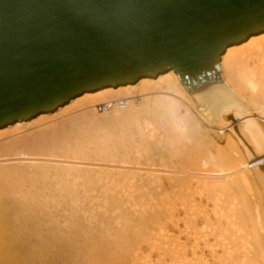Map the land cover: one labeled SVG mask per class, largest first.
Listing matches in <instances>:
<instances>
[{
	"label": "bare ground",
	"instance_id": "6f19581e",
	"mask_svg": "<svg viewBox=\"0 0 264 264\" xmlns=\"http://www.w3.org/2000/svg\"><path fill=\"white\" fill-rule=\"evenodd\" d=\"M219 75L225 85L194 96L170 71L0 129V264H100L131 235L130 249H164L180 209L187 236L199 215L214 226L205 200L234 237L264 249V198L252 193L264 188V33L228 48ZM244 247L236 264H260Z\"/></svg>",
	"mask_w": 264,
	"mask_h": 264
},
{
	"label": "water",
	"instance_id": "95a60500",
	"mask_svg": "<svg viewBox=\"0 0 264 264\" xmlns=\"http://www.w3.org/2000/svg\"><path fill=\"white\" fill-rule=\"evenodd\" d=\"M264 33V0H0V129L174 71L194 95Z\"/></svg>",
	"mask_w": 264,
	"mask_h": 264
},
{
	"label": "rangeland",
	"instance_id": "374dc122",
	"mask_svg": "<svg viewBox=\"0 0 264 264\" xmlns=\"http://www.w3.org/2000/svg\"><path fill=\"white\" fill-rule=\"evenodd\" d=\"M218 128V127H217ZM218 132L220 133V130H218ZM227 131L224 133L225 134V136L224 135H222L221 134V141H222V147L224 148V150L226 149V136H227ZM225 141V142H224ZM264 162V161H263ZM244 170H245V172H247L246 170H247V168H245L244 167ZM259 183V182H258ZM258 187V186H257ZM252 193H254V196H255V194H256V197H258V196H261L262 194V196L261 197H263L264 198V188H262V187H259V190H254ZM197 198H198V196H197ZM240 198H241V196H240ZM239 198V199H240ZM252 199V198H251ZM254 199H256V198H254ZM198 201H200V199L198 198ZM241 202H242V200H241ZM208 203H210L209 205H208ZM261 203H263V208H264V200L261 202ZM260 203V204H261ZM202 204H205V205H203V206H208V211H210L209 213H211L210 215L211 216H209L210 218V220H211V225H212V222H215V223H213L214 224V226H210L211 228H213V231H211L212 229H209L210 227L209 226H207V225H203L205 222H204V220H203V217L201 216V215H199V217H198V223H197V226H198V228L196 227V229H198L201 233H203V235L201 234V233H199V231H197V233H195V231L194 232H192V235L189 237V235L187 236V232H185V231H187L186 230V226H185V222H184V220H186V213H185V211H184V209H180V211H178L177 213H176V215H174L175 217H174V222H170V225H168L167 227H169L168 228V230H169V235L172 237V239L170 238V240H172L174 243H169V244H167L165 247H164V249H158V248H154L153 246H151V244L150 243H152L151 241H149L148 243H142L141 245H137L138 243H135L134 242V246L132 247L133 249H130L131 248V241H132V235H131V237L129 238V244H128V246H124L123 248H119V250H117V251H113V252H111L110 254L112 255V257H108V258H106V259H102V262L100 263V264H103V263H106V264H236V263H240L241 261H243V262H245L243 259H245V256H243L244 255V251H243V249H245V247L244 246H250L251 245V247L252 246H255V249H254V251H256V250H258V251H256V254L257 253H259V254H257V255H259L258 256V258L260 257V259H258V260H260V264L262 263V264H264L263 262H264V256H262L264 253H262L261 251L262 250H264V249H259V248H257V242L255 243L254 241V243H250V245H248V244H246V243H244V241H242L241 240V237L242 236H240L239 238H236V237H234V236H236V234H233V233H235V229H237L236 227H233V226H231V224H230V221L229 220H226L225 221V219L227 218H225L224 220H223V217L222 218H218V216L216 217V215L217 214H215V211L213 210V205H212V203L211 202H207V200H205V202L203 201V203ZM207 204V205H206ZM242 204H243V202H242ZM244 206V205H243ZM210 209V210H209ZM214 212V213H213ZM199 213V212H198ZM200 214V213H199ZM228 215V212L226 213V215L225 216H227ZM184 216V217H183ZM164 216H162V218H163ZM177 217H183V218H180V220H178L179 218H177ZM175 220H177V221H175ZM182 220V221H181ZM220 221V222H219ZM229 221V222H228ZM176 222V223H175ZM180 222V223H179ZM245 222L243 221V224L242 225H244L245 227H246V225L244 224ZM176 224H179V225H177L176 226ZM200 224V225H199ZM239 225L241 226V220H240V222H239ZM155 225H153V224H151V225H149V228H150V230H148V232L149 231H151V230H153V228L154 229H156L157 231H158V229L157 228H155L154 227ZM203 226V227H202ZM218 226V227H217ZM244 226H242L239 230L240 231H242V233L241 234H243V232H245V234H246V230H247V232L249 231V229H250V227H252V224L249 226V224H248V227L246 228V230H243L245 227ZM217 227V228H216ZM223 227V228H222ZM229 227V228H228ZM244 227V228H243ZM226 228H227V230H226ZM235 228V229H234ZM205 229H207V230H205ZM215 229H220V231L218 232V231H214ZM221 229H224L225 231H221ZM242 229V230H241ZM212 233H214V235H215V237H214V235L213 234H211V232ZM253 231V232H252ZM222 232H224V234L226 235V233H230L229 235H226L225 237L226 238H228V240H229V242L227 243L228 244V247L226 246V242L225 241H228L226 238H224L223 236H224V234L222 233ZM226 232V233H225ZM251 232V233H250ZM150 233V232H149ZM206 233H207V235H206ZM237 233H238V235H240L239 233V231H238V229H237ZM250 233V235H249V237H254L255 236V230H253L252 228H251V230L247 233V235ZM197 234V236L196 237H194L193 235H196ZM205 234V235H204ZM211 234V235H210ZM232 234V235H231ZM251 234H253L252 236H251ZM208 235H210V236H208ZM217 235H219L220 237L222 236L223 237V239H221L219 236H217ZM204 236H206L207 237V239H208V241H209V243H207V244H209L210 245V247L212 246V244L213 243H215V244H213V246L210 248H207V244H205L204 243V241L202 240V237H204ZM213 236V237H212ZM245 236V235H244ZM177 238V240L176 239H174V238ZM201 237V238H200ZM238 237V236H237ZM193 238V239H192ZM195 238H198L197 240L199 241V239H200V242H199V245H198V243L196 244V241H195ZM210 238V239H209ZM212 238V239H211ZM215 238H218L219 240H220V242L221 241H223L222 243H221V245L223 244H225L224 246H226L228 249H229V252L227 251L226 252V247H223V245L221 246L220 245V242H219V240L218 241H216L215 240ZM180 239V240H179ZM235 241L236 240V242H234L233 240ZM210 240H212V241H210ZM230 240H231V242H230ZM237 240H238V243H239V241H240V243L238 244L237 243ZM165 240H164V238H163V240H161L160 242L162 243V242H164ZM176 241V242H175ZM178 241H180V242H178ZM202 241V242H201ZM232 241L234 242V243H236L238 246H236L235 244H233L232 243ZM195 242V243H194ZM211 242V243H210ZM213 242V243H212ZM216 242H218V243H216ZM178 243V245H176V244ZM180 243V244H179ZM243 243H244V246H242L243 245ZM217 244V245H216ZM230 244V245H229ZM241 244V245H240ZM254 244V245H253ZM217 247L218 245V247H217V252L215 251V252H212L211 250H213L214 251V249L216 248L215 246ZM239 245H240V248H239ZM257 245V246H256ZM206 246V247H205ZM232 247L233 249L231 250L230 249V247ZM215 247V248H214ZM220 247H222V248H220ZM206 248V249H205ZM214 248V249H213ZM239 248V249H238ZM264 248V247H263ZM177 249H179V251L177 250ZM226 249V250H225ZM234 249H236V250H234ZM237 249L238 250H240V253L239 254H237L238 255V257L234 254V253H236L237 252ZM251 249V248H250ZM176 250L178 251L177 253H175L176 252ZM193 250H195L194 252H193ZM197 250V251H196ZM236 251V252H234V251ZM261 250V251H260ZM230 251H232V252H230ZM114 252H116L117 253V255L116 254H114V256H113V254L112 253H114ZM137 252V253H136ZM234 252V253H233ZM239 252V251H238ZM237 252V253H238ZM264 252V251H263ZM193 253H196L197 255H193ZM215 253H216V255H215ZM226 253H228L227 254V256H229L230 255V257L232 258V259H230V258H227V256H226ZM260 253H261V255H260ZM214 256H213V255ZM225 254V255H224ZM231 254H233L232 256H231ZM240 254H242L241 255V257H239V255ZM137 255H138V257H139V259H138V257H137ZM234 255L236 256V258L234 257ZM256 255V256H257ZM224 256V257H223ZM225 256H226V258H225ZM261 256L263 257V260H262V258H261ZM176 257H180V258H176ZM244 257V258H243ZM137 258V259H136ZM108 259V260H107ZM176 259V260H175ZM221 259H222V262H221ZM229 259V260H228ZM236 259V260H235ZM106 260L107 261H109V263L108 262H106ZM112 260V261H111ZM227 260V261H226ZM232 260L234 261V262H232ZM246 260V259H245ZM254 260H256V258L254 259ZM104 261V262H103ZM174 261V262H173ZM231 261V262H230ZM238 261V262H237ZM262 261V262H261ZM91 262V261H90ZM89 262V264H95V263H99L100 262V260L99 261H94V263H93V261H92V263H90ZM243 262H242V264H243ZM253 262H255V264H257L256 262H258V261H253ZM81 263H82V261H81ZM259 263V262H258ZM75 264H78V262H76ZM79 264H80V261H79Z\"/></svg>",
	"mask_w": 264,
	"mask_h": 264
}]
</instances>
